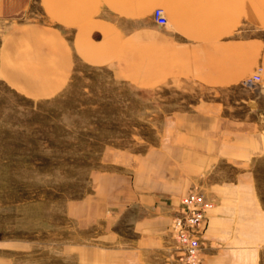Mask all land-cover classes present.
Listing matches in <instances>:
<instances>
[{
    "label": "crops",
    "instance_id": "crops-1",
    "mask_svg": "<svg viewBox=\"0 0 264 264\" xmlns=\"http://www.w3.org/2000/svg\"><path fill=\"white\" fill-rule=\"evenodd\" d=\"M44 4L46 69L28 76L0 71L13 87L50 96L68 80L76 56L115 66L126 80H185L221 91L167 117L156 145L105 152L89 192L67 204L79 238L62 256L75 264H141L176 244L172 219L198 189L212 202L200 237L205 263L264 264V0ZM156 8L165 26L153 22ZM259 67L262 81L244 87ZM31 249L0 241V264H30Z\"/></svg>",
    "mask_w": 264,
    "mask_h": 264
},
{
    "label": "rangeland",
    "instance_id": "rangeland-1",
    "mask_svg": "<svg viewBox=\"0 0 264 264\" xmlns=\"http://www.w3.org/2000/svg\"><path fill=\"white\" fill-rule=\"evenodd\" d=\"M46 27L44 0H0V71H44ZM71 63L64 86L47 97L0 74V241L31 246L30 264H75L62 256L79 238L66 207L89 192L107 150L142 152L157 144L171 114L221 94L185 80H126L115 66L76 56ZM181 252L167 244L141 264H182Z\"/></svg>",
    "mask_w": 264,
    "mask_h": 264
},
{
    "label": "built area",
    "instance_id": "built-area-1",
    "mask_svg": "<svg viewBox=\"0 0 264 264\" xmlns=\"http://www.w3.org/2000/svg\"><path fill=\"white\" fill-rule=\"evenodd\" d=\"M152 20L156 25L165 26L167 21L164 11L156 8L152 12ZM259 67L242 82L244 87H254L261 81ZM182 210L172 219L171 234L184 256L182 264H206L200 255V237L206 223V212L212 207V202L198 189H190L187 196L181 200Z\"/></svg>",
    "mask_w": 264,
    "mask_h": 264
}]
</instances>
